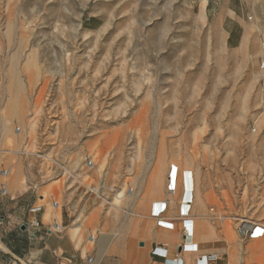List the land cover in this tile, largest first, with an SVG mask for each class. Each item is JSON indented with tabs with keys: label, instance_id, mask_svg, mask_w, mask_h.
<instances>
[{
	"label": "rangeland",
	"instance_id": "obj_1",
	"mask_svg": "<svg viewBox=\"0 0 264 264\" xmlns=\"http://www.w3.org/2000/svg\"><path fill=\"white\" fill-rule=\"evenodd\" d=\"M164 164L171 201L264 218V0H0V171L121 214Z\"/></svg>",
	"mask_w": 264,
	"mask_h": 264
},
{
	"label": "crops",
	"instance_id": "obj_2",
	"mask_svg": "<svg viewBox=\"0 0 264 264\" xmlns=\"http://www.w3.org/2000/svg\"><path fill=\"white\" fill-rule=\"evenodd\" d=\"M102 170L105 176L96 179L101 187L108 185L110 172ZM5 171H0V264H177L178 259L180 264H196L198 257L209 253L219 255L209 264H264V234L248 233L255 224L264 227L263 217L228 215L195 197L185 216L184 202L170 200L164 191L167 183L160 194L155 181L137 198V211L134 195L128 194V210L114 214L107 194L101 198L97 194L92 206L88 198L76 199L71 170L67 178L64 169ZM8 174L17 176V182ZM163 203L165 213L153 215ZM35 205H41L40 212L31 211ZM35 219L38 226L32 225ZM186 225L196 249H184ZM91 231L97 233L92 239ZM158 247L166 257L153 253Z\"/></svg>",
	"mask_w": 264,
	"mask_h": 264
},
{
	"label": "built area",
	"instance_id": "obj_3",
	"mask_svg": "<svg viewBox=\"0 0 264 264\" xmlns=\"http://www.w3.org/2000/svg\"><path fill=\"white\" fill-rule=\"evenodd\" d=\"M2 173L6 174V171H3ZM173 184L174 183H170L168 186L170 192H174V190H175V185H173ZM2 192L4 193L5 189H3ZM191 203H192V199H190L189 202H187V204H188L187 208L188 209L186 211L184 210V207L182 205V207H181V214L182 215H185V216L188 215L189 211L191 210ZM53 205L56 206L57 203L54 202ZM155 208H156V205H155ZM41 209H42L41 205H35V206L31 207V211L34 213L40 212ZM166 209H167V203H163V205L161 207H159L158 210H153L152 214L157 216V217H161L165 213ZM1 224H2V221L0 220V228H1ZM186 224H188L187 221H186ZM32 225L38 226L39 221L35 219L32 222ZM186 229H187V234H186V238H185L186 240H185L184 249H192V250L196 249V246H194V244L192 243L193 232L189 231L190 230L189 225H186ZM249 231H250V233H249ZM248 233L251 237L262 236L264 234V227H261L259 224H255V225H253L251 230H248ZM190 237H191V240H190ZM153 253L155 255H158L161 257H166L165 250H163L160 247L155 248ZM218 258H219V255L217 253L204 254V255H201L200 257H198L196 264H209L210 262L215 261ZM176 262H177V264H180L181 260L178 259Z\"/></svg>",
	"mask_w": 264,
	"mask_h": 264
},
{
	"label": "bare ground",
	"instance_id": "obj_4",
	"mask_svg": "<svg viewBox=\"0 0 264 264\" xmlns=\"http://www.w3.org/2000/svg\"><path fill=\"white\" fill-rule=\"evenodd\" d=\"M166 166H165V164H164V166H163V168L162 169H155V176L152 178V181H155V189L156 190H158L159 191V193L160 194H162L163 193V188H164V173H165V171H166ZM154 179V180H153ZM177 180V179H176ZM173 185H175V190H174V193H175V191L177 190V188H178V184L176 183V184H173ZM131 192H132V190H131ZM129 193V192H128ZM171 193H173V192H171ZM130 195V194H129ZM134 195V194H133ZM132 195V196H133ZM130 197V196H129ZM118 198H121L120 196L118 197ZM184 202V204H185V211L188 209L187 208V206H188V204H187V201H183ZM120 205V204H119Z\"/></svg>",
	"mask_w": 264,
	"mask_h": 264
}]
</instances>
